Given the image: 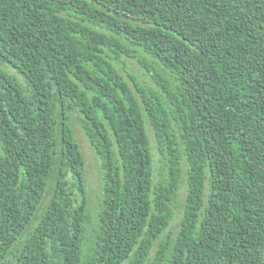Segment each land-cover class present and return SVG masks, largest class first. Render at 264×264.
I'll return each mask as SVG.
<instances>
[{"label": "trees", "instance_id": "16d2710c", "mask_svg": "<svg viewBox=\"0 0 264 264\" xmlns=\"http://www.w3.org/2000/svg\"><path fill=\"white\" fill-rule=\"evenodd\" d=\"M0 264H264V0H0Z\"/></svg>", "mask_w": 264, "mask_h": 264}, {"label": "rangeland", "instance_id": "374dc122", "mask_svg": "<svg viewBox=\"0 0 264 264\" xmlns=\"http://www.w3.org/2000/svg\"><path fill=\"white\" fill-rule=\"evenodd\" d=\"M121 71L123 72L124 76L127 79L129 78V73H132L138 76L141 81L144 80L152 84V80L144 76L143 70L141 69L140 65L137 64L136 61H133V60L129 61L128 71H125V70H121ZM72 125L75 130L76 136L81 144V149L83 151V154L86 160V174H87L88 189H89L88 196L90 195V205L91 206L96 205L98 202V196L101 195V185H102L101 176H100L101 164L98 160V157L94 153L88 139L86 138L84 132L82 131L80 125L76 122H73ZM149 134H150L153 145H155L156 144L155 135L150 127H149ZM178 223H179V220L176 219L173 226H176L177 228Z\"/></svg>", "mask_w": 264, "mask_h": 264}]
</instances>
